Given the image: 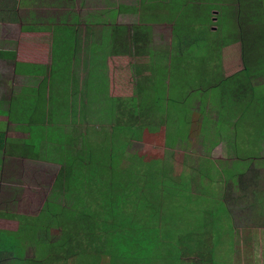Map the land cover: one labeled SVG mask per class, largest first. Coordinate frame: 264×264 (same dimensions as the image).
I'll use <instances>...</instances> for the list:
<instances>
[{
	"label": "rangeland",
	"instance_id": "374dc122",
	"mask_svg": "<svg viewBox=\"0 0 264 264\" xmlns=\"http://www.w3.org/2000/svg\"><path fill=\"white\" fill-rule=\"evenodd\" d=\"M183 1L191 0H173L170 2L171 8L167 2H163L164 7L160 5L162 3L156 4L154 10L159 12L162 9L163 16H158L160 20L157 23L160 24L156 22L152 24L145 22L139 11L137 13L129 10L128 7L134 6L135 2L137 4V0H15L17 4L14 9L16 14L14 21H12L13 12L10 11L12 6L5 5L6 0H0V14H2L0 20L7 23L0 25V53L9 60L3 64L6 70L0 66V75L2 72H7L8 77L14 80L10 98L16 101L18 94H23L25 87L28 89V96H32L38 86L33 81L45 79L43 99L49 100L44 104V111L47 114L45 116L44 113L45 123L43 120L37 121L38 126L34 130L32 126L23 128L20 126L21 128L17 129L15 127L17 123L9 121L3 115L7 112L2 110L7 108L6 93L2 91L0 94V102H4L2 104L4 107L0 106V117H6L5 121L7 120V126L6 122L0 121V132L12 139L9 141L11 145H17L19 140L25 143V139H35L36 136H39L38 139L45 138L36 142L37 157L31 155L21 157L24 158L23 165L16 163L21 161L17 156L19 151L13 149L16 156L9 157L11 161L7 163L9 168L6 174L7 181L28 189L22 192L13 186L9 190L2 188L0 196L7 201L6 204L0 202V217L3 218L0 229H16L19 221L14 218L21 215L36 217L43 225L42 218L45 211L51 210L53 206L70 208L74 194L66 195L68 191L63 185H61L62 191L58 193L60 183H57V177L64 168L65 158L62 152L64 146L71 149V154L74 155L84 151L83 143L94 142V129L97 127L110 130L111 125L133 122L136 125L150 120L147 115H145L147 119L141 118L135 112L134 104L130 101L134 96L138 98L135 100L137 104L139 103L136 105L137 109L143 113L148 111V116L154 118L155 126H158L154 128L158 131L148 126L144 127L141 138L130 139L124 147L122 156L114 157L117 167L115 165L116 168L110 172L104 165L100 166L104 170L100 168L99 163L95 161L91 165L92 172L89 173L93 183L88 184L89 187L86 188L89 189L81 193L86 194L91 187L92 202H85L78 193L79 190H70L78 195L74 201L78 205L75 212H81L83 207L96 212L94 200L99 193L95 190L104 189L95 175L97 172L101 173L98 175L104 183L107 181L113 183L115 191L122 190V173L117 168L124 169L127 163L132 162L131 157L135 155L142 156L145 162L154 160L160 168H164L172 178L169 185L172 181L178 183L182 174L184 178L188 176L189 179H193L192 170L197 166L196 161L204 156L219 172L218 181H207L203 189L198 180L192 183L191 194L199 195L192 201H189L188 197L186 199L185 195L181 196L185 191L174 189L175 186L174 188L169 186L159 194L156 210L160 208L161 214L166 218L161 222L160 234L163 233L169 239L163 238L159 249L151 248L147 251L145 264H175L176 242L171 236L186 233L187 225L192 219L204 223L211 219V226L215 228L220 245L215 246L214 255L203 251L184 250L180 259L184 261L183 264H264V126L261 127L259 146L258 144L255 146L254 143L260 136V123H258L260 117L252 114V106H247V111L241 116L239 106L234 104L233 96L225 95L219 89L204 91L205 88L213 85L214 81L221 79V76L224 79L229 78L241 69L239 45L238 41H233L234 32L230 29L228 16H225L221 25L217 24L218 20L216 21L217 16L220 14L223 16L225 13L223 8L235 10L237 3L233 0L219 2L193 0L187 5L190 6L189 10L183 8L186 14L180 21V31L176 33H181L182 37H180L173 34L171 27L174 26L173 21L176 22V18L181 16L178 14ZM209 4L216 6V9H212V12L211 8L205 9ZM117 6L127 7L118 10ZM102 30L110 36V41L106 39L109 46H105L107 47L104 48L105 54L98 58V61H101L98 63H104L103 66L99 64V67L104 68L97 70L98 67L94 70V63L92 64L87 75L93 87H88L85 97L80 80L86 74L83 72L85 71L83 62L87 56L86 48L92 42L101 43ZM187 35L197 43L190 45L189 50L185 51L187 56L183 58L182 68L185 72L177 74L174 71V63L171 69L172 59L169 57L166 61L164 54H161L162 59L159 61L160 66L157 71L164 73L166 77H157L154 71L151 72V56L145 51L152 54L154 51H169L178 39H185ZM78 43H80L79 57L82 58V62L78 63L77 68V73L80 71L77 75L78 83H73L75 75L73 54L78 48ZM140 47L147 50L138 51L137 48ZM4 51L6 53H3ZM150 77L151 79L148 80L151 81L148 86L150 88L142 90L145 79ZM253 84L255 87L264 85V76L255 77ZM110 98L116 101L115 107L108 100ZM24 104L26 107L23 106ZM246 104H248L247 99L242 101L241 105L246 106ZM101 106L107 109L105 114L99 111ZM28 107L29 103L22 100L14 105L11 115L28 118L25 117L27 112H31ZM117 109L122 114L116 113ZM18 110L20 113L17 112ZM113 113L114 116L107 115ZM166 117L168 120L165 121ZM221 120L222 123L230 124V127L235 122L239 124L237 137L240 141L247 139H245L247 143L237 144L238 157L245 160L247 156H256L254 162H249L250 166L245 170L244 176L236 179L235 185L229 182L226 173L231 168V156L237 150L233 149V135L229 139L223 138V134L231 130L230 127L226 125L223 130L215 129ZM51 122L58 124V128L56 125H48ZM20 124L24 125V122L20 121ZM61 126L71 134L72 141L69 146L63 141L51 139L62 136L64 131ZM177 128L182 132V136L178 139H176ZM218 136H222L221 141L211 146L210 141H217ZM3 150L10 153L12 147L3 145L0 148L1 160L6 155ZM97 154L100 162L106 160V155L100 156L98 152ZM108 158L111 160L110 157ZM134 161L135 158L133 163ZM147 166L140 170L150 171V166ZM2 168L3 161L0 163V169ZM73 184L74 181L71 185L74 186ZM79 185L78 183L77 187H80ZM225 208L228 217L221 220ZM71 219H74L73 215ZM227 222L230 224L231 232ZM228 236L232 240L230 249L221 248L222 241L227 243ZM53 240H56L54 235ZM99 245L93 242L91 248L96 251ZM32 248L27 244L24 257L15 256V260L11 257L0 258L2 262L0 264H37L26 259H32L34 251ZM189 248L191 249L190 246ZM75 249L80 248L75 246ZM69 251L68 248L60 251L58 249L57 255L61 252V257L57 262L50 261L51 259L44 261V259L41 264H78L79 262L68 260L72 257ZM101 264H108V258L103 257Z\"/></svg>",
	"mask_w": 264,
	"mask_h": 264
},
{
	"label": "trees",
	"instance_id": "16d2710c",
	"mask_svg": "<svg viewBox=\"0 0 264 264\" xmlns=\"http://www.w3.org/2000/svg\"><path fill=\"white\" fill-rule=\"evenodd\" d=\"M171 1L173 0H137V4L135 2L134 6H130L128 8L129 10L136 11L137 13L139 11V14H141L143 19H145V22H150L152 24L156 22V24H160L157 23L158 20H160L158 19V16H163V10L160 9L159 12H156L154 10V6L156 4L162 3L160 5L164 7L165 4L163 2H167L171 8ZM201 1L219 2L220 0ZM233 1L237 3V9L234 10L232 8L227 10L223 8L225 13L223 16L221 14L217 16L216 21L218 20L217 24L221 25L224 23L225 16H228L231 23L230 29L234 32L232 36L233 41H238L239 45L241 69L229 78L224 79L221 76V79L214 81L213 85L205 88L204 91H207L208 89H214L213 91H216L219 89L220 91H223L225 95L230 94L233 96L234 104L239 106L241 116L247 111V106H252V114L260 117L258 119V123H260V136L257 139L258 141L254 143L256 146L261 137V127L264 126V85L255 87L253 84L255 77L257 78L259 76H264V0ZM190 2H193V0ZM190 2L183 1V4H181V7H179L178 15L181 14V16L176 18V22L173 21L174 26L171 27L173 34H176L180 31V21L186 14L184 9H190V6H187ZM151 3L152 5H150ZM16 4L17 3L15 0H6L5 2V5L12 6V10H10L13 12L12 21H14L16 18V14L14 13ZM126 7L127 6H117V9L120 10V8H122L123 10ZM209 8H211L210 10L212 12V9H216V6H211L210 4L205 6V9ZM110 13L112 14L114 12ZM1 15L2 14H0V17ZM163 20L166 21V19ZM101 32V43L96 44L92 42V44H88V47L86 48L87 56L83 62V69L85 70L83 72L86 74L85 77L80 80V84L84 87L85 97L88 87H93V85L89 82L87 73H90L93 63L94 70L99 67V64L103 66L104 63H98L101 62L98 61V58L105 54L104 48H107L105 46H109V44L106 43V39L110 41L109 34H107V32H103V30ZM177 35L182 37L181 33L176 34V36ZM177 41L178 42L173 44V48L166 52L154 51L152 54L148 51H145L151 56L152 61L150 64V71H154L157 77H166L164 73L157 71L158 67L160 66L159 61L162 59L161 54L166 55V61L169 60V57L172 59L170 68L172 69L174 63V71L177 74L180 75L181 72H185V69H182L184 67L183 58L187 56L185 51H187V49L189 50V47H191L190 45H195L197 41L189 37V35H187L185 39H178ZM80 49V43H78V48L77 50H74L73 54V73H75L72 80L73 83H78L77 75L80 73V71L77 73V68L78 63L82 62V58L79 57ZM137 49L138 51L147 50L144 47ZM103 68L104 67H99L97 70H102ZM150 79L151 77L145 79L147 84L144 82L142 86L144 89L142 90L150 88L148 87L151 83V81H148ZM33 83H37L38 86L32 96H28V89L25 87L23 94H18L16 101H14L13 98H10L11 101L8 103L7 108H2V110L7 111L3 115H5L9 121L14 122L15 124L17 123L15 125L17 129H19L20 126H22V128L32 126L34 130V128L38 126V124H36L37 121L43 120L45 123L44 117L47 116V114L44 111V104L45 102H49V100L45 101L43 99L45 95V79H42L38 82L34 80ZM231 91H233V94H231ZM137 99V97L133 96L130 100L134 104L135 112H137L141 118L146 117L145 115H147V117H150V120H146L136 125H134V122L132 124L123 123L120 125H111L110 130H106L104 127H97L94 129V142L91 143L87 141L83 143L84 151L78 152L74 155L71 154V149H68L66 146H64L65 148L62 150V152L64 154L65 162L63 166L64 168H62L60 175L57 177V183H60L58 193L62 191L61 185H63L64 189L68 191L66 195L74 194V201L78 195L72 193L70 191L71 189L79 190L78 193L82 196L85 202H92L93 190L91 187V190L86 191V194H81L84 190L89 189L86 188L89 187L87 186L88 184L93 183L92 177L89 175V173L92 172L91 165L97 161L99 163V167L104 165L106 170L110 172L113 168L117 167L114 157L117 156L118 158L119 156H122L124 147L130 139L139 140L141 138L143 129L146 126L156 130L155 128L158 126H155L156 122L154 121V118H152V116H148V111H146L147 113H143L137 109L136 105L139 104H137L135 101ZM245 99H247L248 104H246V106H242V101ZM22 100L29 103L28 108H30L31 112H27L28 114L25 116L28 118H23L22 116L19 117L18 115H11V110L13 109L14 105H17ZM108 100H110L112 105L115 107L116 101L112 100L111 98ZM23 106L26 107L25 104ZM106 110L107 109L105 107L101 106L99 111L102 114H105L104 112H106ZM17 112L20 113L19 110ZM44 113L46 114L45 116ZM116 113H119L118 109L116 110ZM119 114H122V112ZM107 115L114 116V113ZM164 120H168V117H166ZM20 121L24 122V125H19ZM222 121L223 120L218 122L215 129L223 130L226 125L230 127V124L222 123ZM235 123H233V126L230 127L231 130H228L225 132V134H223V138L226 139L232 138L233 135V149L237 150L231 156V168L230 171L226 173V177H228L229 182L231 184L233 183V185H235L234 183L236 179L238 180L239 177L241 178L244 176L245 170L250 166L249 162H254L256 157L247 156L248 158H245V160H242V158L238 157L237 144L247 143V139L244 137L246 140H239L237 133L240 125ZM48 125H56V128H58V124H52V122ZM63 131L64 133L61 137H52L51 139L56 141L59 140L61 142L63 141L65 145L69 146L71 145L72 141L70 136L71 134L66 132L64 129ZM181 136V129L177 128L176 139L180 138ZM222 136H218L217 141L215 142L210 141V145L213 146L216 142L221 141ZM38 137L39 136H36L35 139H25V143L20 142L19 140L17 145H11L9 141L12 139H6L3 132H0V146H11L12 150L10 151V155L14 154L13 149H15L19 151L17 155L18 157L27 155L37 157L38 153L35 150L36 142H38V140L40 141L45 139H38ZM257 146H259V144ZM97 152L100 154V156H107L105 161L102 160L104 163L100 162V157H97ZM252 152L254 151L252 150ZM234 155H236V157ZM108 157H110L111 160H109ZM134 158L135 161L133 163ZM131 160L132 162L127 163L124 169L121 170L117 168L122 173L121 178L123 180V189L119 192L115 191L112 182L107 181V183H104L102 181L103 179L98 175L99 172L95 173V175H97L98 182H100V184L104 187L102 190H95V192L99 193L97 197H95L96 200H94V203H96V212L89 210L87 207H83L81 212L77 213L75 212V208L78 205L73 201L74 204L72 202L70 208L65 209L62 207L53 206L51 210L45 211L44 218H42V220L44 219L43 225L41 222L39 223V221H37L36 217L33 218L21 215L14 218L19 221L18 227L16 229H0V258L10 259L11 257L12 260H15V256L24 257L25 246L29 244V246L33 247L32 249L34 251L32 254V259H26L28 261L36 262L37 264H41L42 260L44 259V261H49V259H51L50 261L57 262V260L61 257V252L59 255H57V250L59 249L60 251L61 249L65 248H68L72 254V257L68 260L79 262L78 264H101V259L103 257L108 258V264H145L147 261V251H150L151 248L159 249L161 247L162 239L168 238L163 233L160 234V227H162L161 222L166 218L163 214H161V209L159 207V210H156V206H158L157 199L159 194L162 193L166 188H169V186L171 188H174L175 186L176 188L174 189H183L187 194L186 196L185 193H182L181 196L185 195L186 199L188 197L189 201H192L194 198L199 197V195L191 194L192 183L198 180L203 189L207 181H218L217 179L219 172H217L214 164L209 162L207 157L201 156L196 161L197 166L192 170V175L194 177L193 179H189L188 176H185L184 178V174H182L178 183L172 181V184L169 185L172 178H170L165 169L160 168L159 164H156L154 160L145 162L144 158L140 155L131 157ZM146 165L150 166V171L146 172L142 169L141 171L140 168H145ZM134 167L138 168L139 170L135 169ZM100 168L103 169V167ZM73 181L74 186L71 185ZM78 183L80 184V187H77ZM72 215L74 216V219H71ZM223 217L221 220L228 217L227 209L223 213ZM69 222L70 224L68 225ZM211 223V219H209V222L206 223L201 220L192 219V221H190V223L187 225L186 233L182 234L183 238H181L182 235L175 237L171 236L176 242V249L174 251L175 264L184 263V261H180L184 250H193V252L203 251L208 252L210 255H214L213 251L215 246L220 245V240L216 234L215 228L211 226ZM221 224L224 225L222 221ZM227 227H230L228 222ZM223 229H225V227ZM53 235L56 240H53ZM228 237L229 239L227 243L222 241L221 248L230 249L229 245L230 242L232 243V240L230 236ZM93 242L100 244L96 248V251L91 248ZM177 245H180V248L177 247ZM75 246L76 248L79 246L80 249H75ZM64 259L66 260V258ZM0 263H2L1 260Z\"/></svg>",
	"mask_w": 264,
	"mask_h": 264
},
{
	"label": "crops",
	"instance_id": "0c3cea01",
	"mask_svg": "<svg viewBox=\"0 0 264 264\" xmlns=\"http://www.w3.org/2000/svg\"><path fill=\"white\" fill-rule=\"evenodd\" d=\"M7 23H4V21H2V20H0V25H6ZM7 46H9V45H7ZM11 53H12V50L10 51ZM3 53H6V51H4ZM7 55V54H6ZM7 61H9V60H7V58H6V56L5 55H1V53H0V66H3V64L5 63V62H7ZM3 68L6 70V68L3 66ZM2 75V76H1ZM0 75V94H1V92L2 91H4V93H6V98H5V102L7 103L6 104V106H8V103L11 101V99H10V95H11V90H12V84H13V81L14 80H12V79H10L9 77H8V75H7V72H2V74ZM4 102L2 101V103L0 102V105L1 106H3L2 104H3ZM4 107V106H3ZM4 109V108H3ZM5 119H6V117H0V121H4V122H6V126H7V120L5 121ZM6 130H7V127H6ZM6 139H9L8 137H5ZM1 143V142H0ZM0 148H2V145L0 146ZM3 153H5L6 155H4L3 157H2V160H1V158H0V163L3 161V168L2 169H0V192L2 191V188H7L8 190H9V188L10 187H14L15 189H17V190H19V191H22V192H26V189H28V188H25V187H23L22 185H16L15 183H9L8 181H7V177H6V174H8V172H9V168L7 167V163L9 162V161H11L10 160V158L9 157H13V156H15L14 154H12L13 156H11L10 154L11 153H8L7 151H4L3 150ZM28 156V155H27ZM24 157H26V156H24ZM19 158H20V160H19ZM18 160L20 161V162H16V163H19L20 165H23L22 163V161L24 160V158H21V157H18ZM19 188H17V187ZM20 197H19V201H20ZM6 199L5 198H2L1 196H0V202H3V203H5L6 204ZM2 215H4V214H2ZM1 216V215H0ZM5 216V215H4ZM7 217H9L8 215H7ZM3 220V218H1L0 217V222H3L2 221ZM5 221V220H4ZM11 222H14L13 220H11Z\"/></svg>",
	"mask_w": 264,
	"mask_h": 264
}]
</instances>
